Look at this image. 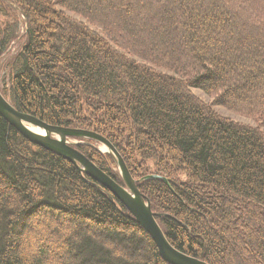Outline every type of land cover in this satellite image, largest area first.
I'll return each mask as SVG.
<instances>
[{
  "label": "trees",
  "instance_id": "1",
  "mask_svg": "<svg viewBox=\"0 0 264 264\" xmlns=\"http://www.w3.org/2000/svg\"><path fill=\"white\" fill-rule=\"evenodd\" d=\"M5 52L2 95L106 137L176 249L264 264V0H0ZM81 140L73 147L122 184ZM0 264L169 263L105 187L0 116Z\"/></svg>",
  "mask_w": 264,
  "mask_h": 264
},
{
  "label": "water",
  "instance_id": "2",
  "mask_svg": "<svg viewBox=\"0 0 264 264\" xmlns=\"http://www.w3.org/2000/svg\"><path fill=\"white\" fill-rule=\"evenodd\" d=\"M0 116L31 143L66 159L81 173L105 187L149 234L165 262L169 264H209L176 249L169 243L156 220L160 214L151 210L149 199L139 191L136 181L129 173L120 153L106 137L85 128L52 125L33 115L23 113L15 109L1 91ZM70 137L91 140L100 145L101 147L98 149L107 153L113 160L122 184H119L74 148L68 142ZM155 176L151 174L143 178ZM162 179L165 180L164 177Z\"/></svg>",
  "mask_w": 264,
  "mask_h": 264
},
{
  "label": "rangeland",
  "instance_id": "3",
  "mask_svg": "<svg viewBox=\"0 0 264 264\" xmlns=\"http://www.w3.org/2000/svg\"><path fill=\"white\" fill-rule=\"evenodd\" d=\"M17 18V21L19 23V30H18V35H22L23 34V25H22V21L19 17V15H15ZM20 45V41L18 42H13L10 44L9 46V50L11 53H14L16 51V49L19 47ZM8 56L6 55V52L0 57V88H7L9 85V74H8V69H7V61H8ZM192 92L198 97L200 98L202 101L206 102V103H211L212 99L210 96L204 94L202 91L192 88ZM212 109L219 115L229 118L235 122H239V123H244V124H250V125H258V122L250 117L241 115L239 113L236 112H232L231 110H228L227 108H224L222 106H218V105H212ZM68 142L72 145L76 144V143H80L83 142L81 139L79 138H68ZM97 147H101L100 145H98L96 143ZM155 170L154 168V162H152L151 160H147L145 162V167H143V171L146 173H151ZM178 178L180 180H185V174L180 172L178 174Z\"/></svg>",
  "mask_w": 264,
  "mask_h": 264
}]
</instances>
